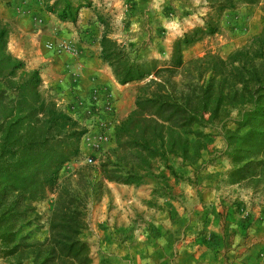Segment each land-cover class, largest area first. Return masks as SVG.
<instances>
[{"label": "rangeland", "instance_id": "obj_1", "mask_svg": "<svg viewBox=\"0 0 264 264\" xmlns=\"http://www.w3.org/2000/svg\"><path fill=\"white\" fill-rule=\"evenodd\" d=\"M84 1L70 22L46 12L42 0H0V21L8 53L39 72L43 97L87 130L58 184L87 197L83 239L92 264H264V188L228 183L232 164L220 126L203 131L207 150L195 164L168 158L180 180L155 160L154 175L138 185L104 180V164L127 172L137 162L133 152L114 154V135L148 79L120 85L100 58L105 33L135 62H168L176 39L209 23L216 33L184 50L183 62L208 53L226 60L264 30V0L223 11L205 0ZM55 197L47 192L35 204L32 240L47 236Z\"/></svg>", "mask_w": 264, "mask_h": 264}, {"label": "trees", "instance_id": "obj_2", "mask_svg": "<svg viewBox=\"0 0 264 264\" xmlns=\"http://www.w3.org/2000/svg\"><path fill=\"white\" fill-rule=\"evenodd\" d=\"M205 1L210 9L223 11L258 0ZM42 2L46 12L70 22L86 4ZM215 33L209 23L191 30L174 41L170 60L162 63L135 62L121 45L102 35L100 58L118 84L148 79L114 135V154L133 152L137 162L127 172L104 164L105 181L138 185L154 175L150 160L163 163L180 180L168 158L195 164L207 150L203 131L220 126L232 164L228 183L264 188V30L226 60L208 53L183 62L184 50ZM7 37L0 21V258L7 264H92L90 244L83 239L87 197L58 184L62 168L80 156L87 130L43 97L39 72L25 70L8 53ZM154 177L165 180L164 174ZM47 192L56 196L47 236L34 241L31 229L40 221L35 204Z\"/></svg>", "mask_w": 264, "mask_h": 264}, {"label": "built area", "instance_id": "obj_3", "mask_svg": "<svg viewBox=\"0 0 264 264\" xmlns=\"http://www.w3.org/2000/svg\"><path fill=\"white\" fill-rule=\"evenodd\" d=\"M88 162L91 163V160H89Z\"/></svg>", "mask_w": 264, "mask_h": 264}]
</instances>
